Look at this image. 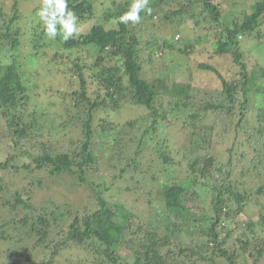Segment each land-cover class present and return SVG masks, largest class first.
Segmentation results:
<instances>
[{
  "label": "trees",
  "instance_id": "obj_1",
  "mask_svg": "<svg viewBox=\"0 0 264 264\" xmlns=\"http://www.w3.org/2000/svg\"><path fill=\"white\" fill-rule=\"evenodd\" d=\"M25 2L15 3L9 13L0 6V118L10 149L0 162V173L23 169L53 178L68 176L72 188H87L90 198L82 208L66 201L39 208L31 198L15 195L14 202L23 213L16 223L26 228L27 236L37 237L34 246L48 239L46 247H52L51 258L41 264H53L52 256L66 250L83 253L76 264H219L217 259L236 264V259L243 257L250 260L249 264H259L264 259V205L257 221L242 222L235 238L237 251L228 247L234 229L221 235L219 226L226 221L236 222L253 204L254 197L264 198V67L253 64L254 73H249L251 64L241 51L244 39L264 37V0H150L151 12H141V22L135 25L119 23L131 0L112 2L96 22L94 0H68V8L77 16V26L94 24L87 33L80 32L66 42L62 34L49 40L42 21L33 25L29 22V7L34 13L43 0ZM223 3L228 6L225 11ZM156 18L159 20L155 22ZM188 19L193 26L185 28ZM25 27L32 37V43L29 37L26 42L33 52L28 49L23 57L20 51L23 53ZM154 27L161 32L160 37L149 31ZM57 29L59 32V25ZM188 29L213 30L211 49H199L204 34L194 39L183 37ZM175 35L180 36L175 39ZM144 37L153 41H144ZM88 49L92 52L90 65L78 56ZM167 50L188 58L207 55L211 63L201 62L197 67L215 75L219 87L208 91L192 82L142 76L145 67L149 65L152 70ZM39 58L56 65V73L63 75V86L71 89L56 94L77 109L59 125L55 119L45 122L49 112L43 107L30 109V92L39 86L31 81V73L29 83L33 87H26L23 59L36 69L41 64ZM224 58L231 60L234 73L217 69ZM33 61L37 65H32ZM248 84L255 88L253 93L247 89ZM252 94L260 103L252 108L249 118L246 105ZM127 104L144 109V116L123 124H114L109 116L95 122V113L118 111ZM71 124L79 130V137L66 139L68 131L60 133ZM173 130L182 139L184 151L177 150V154L184 162H176L171 156ZM134 131L139 132V138L134 155L127 157L124 154L130 148L124 145L127 140L134 141L127 137ZM230 136L231 144L222 147ZM99 138L123 158L117 175L111 177L113 182L124 178L125 171L141 178L135 184L156 182L137 159L146 147L162 163L163 171L176 165L183 168L182 178L156 187L166 204V217L151 214L146 223L136 221L123 205H112L101 197L100 185L89 176L102 171L94 151ZM216 148H222L221 153H213ZM111 167L115 169L116 165L112 163ZM248 180L262 184L252 190L247 187ZM127 182L130 184L129 179ZM153 191L150 188L147 196ZM188 233L197 239L184 243L180 235Z\"/></svg>",
  "mask_w": 264,
  "mask_h": 264
},
{
  "label": "rangeland",
  "instance_id": "obj_2",
  "mask_svg": "<svg viewBox=\"0 0 264 264\" xmlns=\"http://www.w3.org/2000/svg\"><path fill=\"white\" fill-rule=\"evenodd\" d=\"M25 1L26 0H0V6H2L3 12L9 13L15 3L17 5H22L23 3H26ZM116 1L118 0H94L97 11L93 19L94 22H96V20L98 19L97 17L100 16L104 10L109 8L112 2ZM24 5L25 7H28V4ZM30 7L26 12L29 13V22H31L32 25L37 24L40 20L37 15L40 8L37 9L34 13H30ZM227 9V4L223 3L222 11H225ZM248 12H250V10H248ZM158 20L159 18L154 19L155 22ZM94 22H89L86 25H80L77 27L79 28L81 33L83 32L85 34L90 30ZM189 25L193 26V21L190 19L186 20V24L184 25V27L187 28V26ZM148 29L152 33V35L155 34L157 37H160L161 32H157V27ZM262 29L264 30V25L262 26ZM27 31L28 30L25 27L26 38L24 39L25 42L23 43L21 48L23 50V53L22 51H20V54H22L23 57H25L29 51V53L33 52V47L31 46V44L29 49L28 42H26L29 37ZM213 33V30L207 32V30L188 29L185 34L186 36L183 37L187 38V36L189 35L191 39H194L196 35L204 34L203 38L201 39L199 49H204L205 47L206 49H211L215 41L214 38H212ZM23 36L24 35H22V37ZM179 36L180 35H175L174 38L177 39L179 38ZM263 36L264 35H262V37ZM161 37L166 36L162 35ZM147 38L148 41H153V38L149 37H144L143 40L145 41L147 40ZM181 38L182 34L179 40H181ZM251 39H244L242 41L241 51L244 53V57H246L249 64H251L249 73H254L252 72V69H255L253 68V64L264 67V37L262 39L256 38L257 42L253 41L255 37L253 38V40ZM29 40L30 43H32V37H29ZM47 55L50 56V54ZM6 56L8 55H5L4 57ZM78 56H80L79 60L81 62L87 65L91 64L92 52L89 51V49L84 51L83 54H78ZM37 60L41 64H39L36 69H34V67H29L28 64H26L27 61L23 59L24 65H26L25 69L27 73H22V75L26 87L29 88V85H31L30 87H33L32 83H29L31 73L33 74V76L31 77V81H36V85L39 86L35 92H30V95L32 96L31 98L33 99V101H31V103L29 104L31 107L30 109L34 110L38 107H43V109L49 112V115L46 118L47 121L45 122L50 123L55 119V124L59 125L66 121L67 116L71 117L72 115H75L77 109L73 108L72 103H70L68 100L64 102L62 97L56 93L57 91L71 92V89L69 90L65 86H63L65 85L62 77L63 75L56 73V65L53 63V61L45 62L43 58H39ZM201 62L211 63L208 60L207 55H196V57H194L193 55V58H188L186 55L182 54L181 56H179V54L175 52V50H167L163 53V56H161L159 60H156L152 70L149 65L145 67L142 76L147 79H153L158 75L165 78L167 77L170 79H175L177 81L192 82L196 85L201 86L202 88H205L208 91H210V89L212 88L215 89L219 87V81L215 75L206 73L198 69L197 64ZM33 63L34 64L32 65H37L35 61H33ZM29 65L32 66L30 63ZM216 66L218 67L217 69L222 72H235V67L232 65V62L229 58L219 60V64ZM250 85L251 84H248L247 89H250L249 91L253 93L255 88H250ZM241 99H243V97ZM258 103L260 102L257 100V97L252 94L250 100L246 105L249 118L253 115L252 108H254ZM144 114V109L127 104L126 107L118 109V111L110 110L107 112L101 111L100 113H95V122L98 118L106 116L108 119L110 117L111 119L109 120H111V122H114V124H123L127 120L136 119L137 117L144 116ZM235 120L237 121L238 118ZM72 123H74V121ZM71 126H65V129L61 131L60 135H63L68 131L64 135L66 139L70 137L78 138L79 130H77L76 128L73 129L75 127L73 126V124H71ZM138 136L139 132L136 131L130 132L127 136L131 138L133 137L134 141L127 140V144L124 146L130 149H128L127 154H124L125 156L128 157L130 155L132 157L134 155L135 142L138 141ZM170 136V151H172V158L176 162H184L182 160V155L177 154V150L181 149V151H184L180 134H177V131L173 130L170 133ZM8 140L9 139L6 128L4 127L3 121L0 118V162L6 159L8 153H10V149L8 148ZM103 141V139L95 140L94 145V151L96 152L98 160L101 162L102 171L99 173L93 172L92 175H89L94 179L96 185H100L98 189L101 190V197L112 205H123L130 214L135 215L136 221L146 223L152 218L151 214H163L166 217V215H168V210L166 208V204L163 202V199H160L162 197L161 192H159L156 187H162L163 182H172L177 178H182L184 176L182 175L183 168L176 165L172 167L173 170L171 168H167L166 171H163L162 163L154 154L151 153L150 148L146 147L140 154L141 156L137 159L143 165L144 170L148 171L150 175H154V177L157 179L156 182L144 180L143 182H140V184H135V180L140 181L141 178H137L138 175H135L131 171H125L124 178L113 182L111 177L112 175H117L119 167L123 165V158H118V155L116 154L117 150H114L113 152L111 146L104 143ZM231 142L232 137L230 136L224 140V145L222 147H227L229 144H231ZM221 149L222 148H216L213 153L219 154L221 153ZM22 162H24V160L18 162V164H21ZM25 162L27 161L25 160ZM112 163L116 165L115 169H112ZM26 172V170L22 169L21 172L15 173L11 169H9L7 173H0V264H41L43 261H48L53 253L52 247H46V245H48V239H46L40 245L34 246L37 237L27 236L25 232L26 228L22 226L20 227V225L16 223L22 218L23 215V213L21 212V207L19 205H16L14 202L16 194L20 195L23 199L31 198L32 202H34L39 208H42L45 205L50 206L52 203L60 205L63 201H66L74 205L75 207L82 208L90 202L88 189L72 188L73 185L71 180L67 178L68 176H65L64 178H53L43 172H35L34 174ZM133 175L135 176V178H132L131 180V177H133ZM128 179L130 181V184L127 182ZM100 182L103 183V185H101ZM261 184L262 181H247V187L250 189L252 188V190H254ZM133 188L134 191L131 190ZM150 188H154V191L150 194V196H147V192ZM262 205H264V198L257 199L256 197H254L253 204L247 206L246 210H244L243 215L237 217L236 222L226 221L225 224L219 226L221 235H224V233L229 231L230 229H234L228 245L231 251H237V247L239 244L236 243L235 238L238 235V229L241 228L242 222L257 221L259 219V214L261 213L260 207H262ZM178 212L180 213L181 210H178ZM178 212L174 211L173 214H177ZM180 239L184 243H189L191 239L196 240L197 237H195L193 234L188 233L180 235ZM234 243H236V246ZM82 254L83 253H80L79 251H59L57 252V254L52 256V261L53 264H66L67 262V264H76ZM217 261L219 264H228L224 260L217 259ZM245 261H247L248 264L250 263V260L248 258L243 257L241 258V260L236 259V264H244ZM81 264H83L82 261ZM259 264H264V259H262Z\"/></svg>",
  "mask_w": 264,
  "mask_h": 264
},
{
  "label": "clouds",
  "instance_id": "obj_3",
  "mask_svg": "<svg viewBox=\"0 0 264 264\" xmlns=\"http://www.w3.org/2000/svg\"><path fill=\"white\" fill-rule=\"evenodd\" d=\"M149 3L150 0H133L129 10L119 17V23L139 24L142 19L141 12H151ZM37 15L43 23L45 35L49 40H54L57 35L62 34V39L66 42L80 35L77 16L68 8V0H43ZM57 25L60 26L59 32Z\"/></svg>",
  "mask_w": 264,
  "mask_h": 264
}]
</instances>
